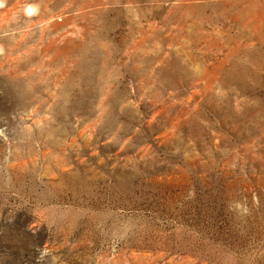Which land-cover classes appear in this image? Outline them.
Returning <instances> with one entry per match:
<instances>
[{"label":"rangeland","instance_id":"rangeland-1","mask_svg":"<svg viewBox=\"0 0 264 264\" xmlns=\"http://www.w3.org/2000/svg\"><path fill=\"white\" fill-rule=\"evenodd\" d=\"M0 264H264V0H4Z\"/></svg>","mask_w":264,"mask_h":264},{"label":"clouds","instance_id":"clouds-1","mask_svg":"<svg viewBox=\"0 0 264 264\" xmlns=\"http://www.w3.org/2000/svg\"><path fill=\"white\" fill-rule=\"evenodd\" d=\"M3 3H4V0H0V6H3ZM239 207H240V206L237 205V208H239ZM243 211H244V212H247L248 210H247V208H244Z\"/></svg>","mask_w":264,"mask_h":264}]
</instances>
